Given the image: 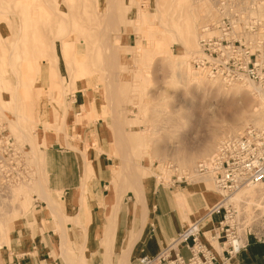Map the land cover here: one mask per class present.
I'll list each match as a JSON object with an SVG mask.
<instances>
[{"label":"rangeland","instance_id":"rangeland-1","mask_svg":"<svg viewBox=\"0 0 264 264\" xmlns=\"http://www.w3.org/2000/svg\"><path fill=\"white\" fill-rule=\"evenodd\" d=\"M205 3L217 11L218 0H117L110 11L107 0H0V256L13 233L37 213L43 202L47 203L41 198V192L49 188L45 150L55 141L82 149L85 155L94 147L99 150L97 145L78 144L82 125L94 120L86 116L91 113L93 100L110 140H115V147H111V156L116 159L114 186L110 188L113 200H118L122 187L121 201L145 203L157 184L170 185L173 175L187 178L189 183L180 186H202L209 201L207 209L224 196H233L219 189L212 175L199 174L196 167L226 136L256 125L243 117L258 107L264 114V97H259V91L248 82L227 85L193 67L199 43L193 54L186 53L184 43L170 28L179 30L173 23L187 5ZM215 11L211 20L202 16L198 21L197 42L200 28L217 19ZM29 31L31 39L27 38ZM24 32L26 37L21 35ZM31 32H39L44 39L36 33L38 49L34 48L38 36L32 38ZM51 36L57 38V46L48 44ZM62 38L72 40L66 43H72L70 47ZM42 44L45 47L41 48ZM112 44L118 46V63L114 61V68L108 70L102 49L108 53H104L106 57H111L107 45ZM73 47L90 58L69 57L72 52L65 48L72 51ZM66 52L69 55L65 58ZM34 65L39 69L35 66L34 70ZM76 68L81 72L74 71ZM113 78L119 82L116 87L112 85L117 89L114 95L109 89V83H115ZM80 85L87 89L86 104L75 112L70 95ZM16 112L20 114L18 119ZM15 119L17 127L12 123ZM237 119L241 121L239 129L227 132ZM118 137L121 144L116 142ZM68 139L73 144H67ZM162 162L172 163L176 170L164 168ZM86 164L88 169L89 159ZM159 170L162 179L156 175ZM136 172L143 183L141 189L132 187ZM263 190L264 185H259L253 200L251 190L239 197L244 199L241 205L247 217L264 216ZM196 219L186 221L183 228ZM125 262L129 264V258L122 255L120 264Z\"/></svg>","mask_w":264,"mask_h":264},{"label":"crops","instance_id":"crops-1","mask_svg":"<svg viewBox=\"0 0 264 264\" xmlns=\"http://www.w3.org/2000/svg\"><path fill=\"white\" fill-rule=\"evenodd\" d=\"M74 53L76 59L81 56L76 47ZM70 98L75 112L86 104L84 90L78 89ZM86 116L94 120L82 125L78 144L97 145L99 150L94 147L85 155L82 149H71L58 141L45 150L49 185L46 189L61 205L57 208L43 202L37 213L13 233L0 256V264H120L126 251L130 252L129 264H138L141 256L158 253L186 221L199 215L202 218L213 209L211 204L207 209L209 201L198 185L169 187L158 183L147 201L140 204L121 201V187L118 200H113L110 188L114 186L116 166V159L111 156L114 143L96 100ZM66 143L73 141L68 139ZM88 159L91 165L86 170ZM136 185L132 187L141 189L143 183L140 188ZM212 218L218 220V216ZM109 225L112 236L106 238L105 228ZM228 264H264V243L250 239L248 246Z\"/></svg>","mask_w":264,"mask_h":264},{"label":"built area","instance_id":"built-area-1","mask_svg":"<svg viewBox=\"0 0 264 264\" xmlns=\"http://www.w3.org/2000/svg\"><path fill=\"white\" fill-rule=\"evenodd\" d=\"M239 1H218L220 20L202 29L193 67L227 85L246 80L264 84V22L252 6L237 8ZM161 165L176 170L170 162ZM196 171L212 173L217 187L228 195L264 183V126H248L225 137ZM156 175L162 179L163 172ZM187 181L173 175L168 186ZM250 239L264 243V216L247 217L242 205H217L182 228L158 253L141 256L138 264H228Z\"/></svg>","mask_w":264,"mask_h":264},{"label":"bare ground","instance_id":"bare-ground-1","mask_svg":"<svg viewBox=\"0 0 264 264\" xmlns=\"http://www.w3.org/2000/svg\"><path fill=\"white\" fill-rule=\"evenodd\" d=\"M219 1V0H218ZM107 3H108V8H107V10H114V9H112V5L114 4V3H117V0H107ZM138 4V3H137ZM180 4V3H179ZM196 6H194V5H185L186 7L185 8H183L182 9V12H181V14H180V16H178V18L179 19H177V22H174L173 24H175L176 23V25H178L179 26V30L178 31H176L174 28H170V29H172L173 30V32L176 34V36H177V38H178V41L180 40L182 43H184V49H185V51H186V53H188V54H193V48H195V47H197V43H199V41L197 42V29H196V25H197V23H198V21L199 20H202V16L205 18V20H211L212 18H213V13H214V9H212V6H211V4H209V3H205V4H195ZM253 7V12L264 22V1H261V0H240L238 3H237V8H239L240 10H243V9H246V8H248V7ZM46 7V6H45ZM49 7V6H48ZM177 7H179L180 8V6L178 5ZM177 7H176V9H177ZM251 7V8H252ZM217 11H215V13L217 14V19L215 20V21H213V22H211V23H207V24H205V25H203L201 28H200V35H199V40H200V37H201V34H202V29L206 26V25H208V24H214V23H218V21L220 20V17H221V12H220V6H219V3H217ZM176 9H174V10H176ZM114 12V11H113ZM172 12V11H171ZM55 13V12H54ZM114 15V14H113ZM57 16V15H56ZM177 16V15H176ZM62 18H63V16H62ZM108 19H111V18H108ZM176 19V18H175ZM66 20V19H65ZM113 20V19H112ZM115 20V19H114ZM106 21H108V20H106ZM65 22H67V21H65ZM111 23V22H110ZM112 29V28H111ZM166 29H169V28H166ZM113 30V29H112ZM111 31V30H110ZM71 32V31H70ZM69 32V33H70ZM27 34H29L28 35V37L27 38H29V37H31V35H30V31L29 32H26ZM25 32H24V35L23 34H21L22 35V37L23 36H25V34H26ZM32 33V32H31ZM36 33H38V35L40 34L39 32H35V33H32V38L36 35ZM26 34V35H27ZM20 34H19V38H20V36H21ZM38 35H36V36H38ZM18 36V35H17ZM35 36V37H36ZM40 36V39L42 38L41 36V34L39 35ZM39 36L38 37H36V41L34 42L35 44H38V46H36L35 44H34V48L36 47H38L39 48V42H37L38 41V39H39ZM79 36V35H78ZM26 37V36H25ZM34 37V38H35ZM49 38V43L48 42H46V43H48L49 45H52V46H57L56 45V40H57V38H54V37H48ZM64 38H65V36H64ZM82 38V37H81ZM111 38V37H110ZM29 39H31V38H29ZM46 39V38H45ZM16 40H17V38H16ZM20 40V39H19ZM41 40H43L44 41V39H41ZM41 40H40V44L42 43L41 42ZM61 39H59V41H60ZM81 40H83V39H81ZM33 41V40H32ZM46 41H48V39L46 40ZM63 41H65V44L66 43H68V42H72V40H70V41H67V40H63V38H62V42ZM67 41V42H66ZM78 41V40H77ZM84 41V40H83ZM17 42H18V40H17ZM37 42V43H36ZM111 42H112V40H111ZM180 42V43H181ZM19 43V42H18ZM51 43V44H50ZM61 43V42H60ZM75 43V42H74ZM119 43V42H118ZM117 43V44H118ZM70 44V43H69ZM69 44H66L67 46L69 45ZM72 44V43H71ZM70 44V45H71ZM109 44V43H108ZM111 44V43H110ZM116 44V43H115ZM115 44H112V46H108L107 45V48H108V50L109 49H111L110 50V54H109V56H111V57H108V58H110V59H108V60H106L107 59V57H106V53L107 52H105V48L104 49H102L103 51V55L102 56H105L104 57V60L105 61H107L106 63V67H107V69L108 70H110V68H108V67H110L111 65H115L116 63H118L117 62V51H118V46L117 45H115ZM70 45H69V47H70ZM42 46H44L43 44L40 46L41 48H42ZM60 46H61V44H60ZM72 46H74V45H72ZM45 47V46H44ZM61 47H63V49H64V47H66L64 44H62V46ZM68 47V48H69ZM100 47V46H99ZM103 47H105V46H103ZM110 47V48H109ZM13 48V47H12ZM37 48V49H38ZM40 48V49H41ZM68 48H65V49H67V51H69V53L70 52H72L70 55L66 52V54H64V56H65V58H66V56H67V54L69 55V57L71 56V55H74L75 53L73 52L74 51V47H73V49H72V51L71 50H69ZM72 48V47H71ZM101 48H102V46H101ZM40 49H39V51H40ZM51 49V48H50ZM62 48H60V51H62L61 50ZM12 50V49H11ZM10 50V51H11ZM63 51H65V50H63ZM62 51V52H63ZM55 52V51H54ZM62 52H60V53H62ZM64 53V52H63ZM105 53V54H104ZM199 53H200V45H199V50H198V53L196 54V56L195 57H197L198 55H199ZM54 54V53H53ZM108 54V53H107ZM62 56H63V54H61ZM62 56H61V58H62ZM101 56V57H102ZM55 57H56V55H55ZM195 57L193 58V60L195 59ZM38 58V57H37ZM43 58V57H42ZM45 58V57H44ZM43 58V59H44ZM57 58H58V56H57ZM82 58V59H81ZM90 58V55H88L87 54V56L85 57V55L84 54H82V56L80 57V59L81 60H84V59H86V60H88ZM34 59H36V58H34ZM41 59V58H40ZM59 59V58H58ZM63 59V58H62ZM103 60V61H104ZM35 61H37V60H35ZM59 61V60H58ZM111 61V62H110ZM114 61H115V64H114ZM38 62H40V61H37V63ZM50 62V61H49ZM33 63H34V61H33ZM32 63V64H33ZM36 63V62H35ZM9 64V63H8ZM41 64V63H40ZM53 63H51V65H52ZM192 64H193V62H192ZM24 65V64H23ZM22 65V66H23ZM38 65H39V63H38ZM99 65V64H98ZM104 65V64H103ZM35 66L36 65H34V70H35ZM37 67V66H36ZM39 67V66H38ZM37 67V68H38ZM117 67H118V65H117ZM40 68H42L41 66H40ZM49 68H50V66H49ZM52 68V67H51ZM114 68V66H111V69H113ZM116 68V67H115ZM31 69V68H30ZM39 69V68H38ZM37 69V70H38ZM66 69V68H65ZM11 70V69H10ZM20 70L22 71V68H20ZM42 70V69H41ZM41 70H40V72H41ZM71 70V69H70ZM115 70V69H114ZM113 70V71H114ZM117 70V69H116ZM27 70H25V71H22V72H26ZM74 71H76V72H78V73H80L81 72V70L79 69V68H76V70L74 69ZM106 71V70H105ZM2 72V71H1ZM29 72V71H28ZM39 72V73H40ZM17 73V72H16ZM35 73H36V71H35ZM118 72H116V74H117ZM205 73V72H204ZM24 74V73H23ZM30 76V75H29ZM114 77V76H113ZM116 77H117V75H116ZM131 77V76H130ZM109 78V77H108ZM112 77H110V79H111ZM105 79V78H104ZM116 79V78H115ZM214 79H217V78H214ZM115 81V85L114 84H112V82H108L109 84H110V86H108V87H110L109 89H113L114 90V88H112V85L114 86V87H116V85H117V79L116 80H114V78H113V82ZM105 82V81H104ZM245 82H248L249 84L248 85H250V86H252L259 94H258V96L259 97H264V87L263 86H261L262 84H257L256 82H254V81H251V80H246V81H244L243 83H245ZM119 83V82H118ZM247 84V83H246ZM106 85V84H105ZM91 88V87H90ZM96 88V87H95ZM94 88V89H95ZM97 88H98V86H97ZM79 89H81V90H87L86 89V87L85 86H83V85H80L79 86ZM107 89V88H106ZM113 90H111V92L113 93H111L112 95H114V93H117V89L116 90H114L115 92H113ZM108 92H110L109 90H108ZM108 94H110V93H108ZM116 95H118V94H116ZM126 96V95H125ZM119 97L117 96V99H118ZM120 101V100H119ZM262 102V101H261ZM261 102H259V103H261ZM117 105H118V103H117ZM123 106V105H122ZM263 108V107H262ZM261 107H258V108H254L253 110L254 111H252V112H250V113H248V115H245V117H243V119H245L246 121L247 120H250V121H253L256 125L255 126H257V127H263L264 125L262 124L263 123V121H264V114L262 113V112H260L261 110ZM13 111H15V110H13ZM20 111V110H19ZM86 111V110H85ZM15 113V112H14ZM16 116H18L17 117V119L19 118V116H20V114L19 113H17L16 112V115H15V118H16ZM66 116V115H65ZM64 116V117H65ZM117 116V115H116ZM17 119H15L14 121H12V123H13V125L14 126H16L17 127V124L18 123H16V122H18V121H16ZM242 118H241V120L244 122V120H243ZM69 120V119H68ZM240 124H241V121L239 120V119H237V121L233 124V125H231V126H229L227 129H226V131L227 132H236L238 129H239V127H240ZM118 125V124H117ZM19 127V126H18ZM123 128V127H122ZM120 129V128H119ZM117 131H118V129H117ZM240 132V131H239ZM115 133H117V132H115ZM123 133V132H122ZM118 134H120V133H118ZM118 134H116V135H118ZM124 134V133H123ZM237 134V133H236ZM234 135V134H233ZM115 136V135H114ZM118 136H121V135H118ZM229 136V135H228ZM45 137V136H44ZM117 137V136H116ZM227 137V136H226ZM122 138V137H121ZM116 139V138H115ZM120 137H118L117 139H116V142H120ZM126 140V139H125ZM223 140V139H222ZM127 141V140H126ZM125 142V141H124ZM114 143H115V140H114ZM123 143V142H122ZM120 144H121V142H120ZM119 144V145H120ZM116 145H117V143H116ZM113 147H115V146H113ZM120 147H122V146H120ZM218 147V146H217ZM117 149V148H116ZM116 149H114L113 151L115 152L116 151ZM217 149V148H216ZM102 151V150H101ZM123 151V150H122ZM127 152V151H126ZM122 153V152H121ZM121 156H122V154H120ZM124 155V154H123ZM213 155V154H212ZM211 155V156H212ZM210 156V157H211ZM209 157V158H210ZM121 158V157H120ZM123 158V157H122ZM208 159V158H207ZM86 160V159H85ZM84 160V161H85ZM205 160V159H204ZM191 163V162H190ZM189 163V164H190ZM84 164V163H83ZM199 164V163H198ZM87 165L88 164H86V167H84V169H87ZM85 166V165H84ZM198 166V165H197ZM85 173V172H84ZM207 174H210V175H212L213 176V174L212 173H207ZM201 175H204V174H201ZM135 178L136 179H134V182L135 183H137L138 185H139V188L141 187V180H140V174H138V172H136L135 173ZM213 180H214V178H213ZM214 182H215V180H214ZM215 185H216V183H215ZM259 185H264V184H262V183H259V184H257L256 186H252V187H249V188H243V189H241L240 191H238V192H236V193H234V194H232L233 196H231V197H229V196H224V198H223V200L222 201H219V202H217V204L215 205V206H217V205H228V204H234V205H241L242 203L244 204V202H243V200L244 199H241V198H239V197H241L243 194H249L250 193V197L252 198V200L254 199V197H255V195L254 194H256V190H257V187L259 186ZM137 186V185H136ZM217 186V185H216ZM138 187V186H137ZM136 187V188H137ZM251 190V192H249ZM264 191V190H263ZM249 192V193H248ZM143 193V192H142ZM41 194H42V196H41V198L42 199H44V200H46L47 201V203H48V205H50V206H56V205H61V203H58V202H56L50 195H49V192H47L45 189L41 192ZM143 195V194H142ZM236 196H238V197H236ZM249 196H246L245 197V199H248V198H250ZM241 199V200H240ZM231 200H237L236 202H230ZM251 203V202H250ZM259 205V204H258ZM257 205V206H258ZM214 206V207H215ZM57 208H58V206H56ZM213 207V208H214ZM246 207V206H245ZM58 213V212H57ZM59 213H61V212H59ZM65 224V223H64ZM112 227L109 225V226H107L106 228H105V237L107 236V237H109V236H112V229H111ZM104 237V238H105ZM106 237V238H107ZM110 238V237H109ZM129 250V249H128ZM125 251V250H124ZM130 253V252H129ZM129 253H128V251H126V252H123V254L122 255H125V257H127V258H129Z\"/></svg>","mask_w":264,"mask_h":264}]
</instances>
